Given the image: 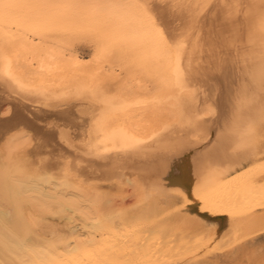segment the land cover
I'll return each mask as SVG.
<instances>
[{
    "label": "bare ground",
    "instance_id": "6f19581e",
    "mask_svg": "<svg viewBox=\"0 0 264 264\" xmlns=\"http://www.w3.org/2000/svg\"><path fill=\"white\" fill-rule=\"evenodd\" d=\"M89 3L0 18V264H208L262 232L264 0Z\"/></svg>",
    "mask_w": 264,
    "mask_h": 264
},
{
    "label": "rangeland",
    "instance_id": "374dc122",
    "mask_svg": "<svg viewBox=\"0 0 264 264\" xmlns=\"http://www.w3.org/2000/svg\"><path fill=\"white\" fill-rule=\"evenodd\" d=\"M22 1L23 2H27V1L30 2L32 0H30V1L29 0H21V2ZM63 1L69 2L68 6L72 5V7H69L70 8L69 10H64V11L69 13V11L72 8V10L70 12H73V14H74V12L79 13V14L83 13L84 11H86V9L88 11V7L93 6L92 5L93 3H89L90 0H63ZM19 2H20L19 0H3V3H0L2 5H6L8 7H9V5L11 6L13 4H14L13 7H15V8L18 7V8H16L18 10L12 11L9 14L3 15L0 13L1 14L0 18H2L3 20H7V17H8V19H9V21L7 20L8 23L11 21L9 24L10 25L9 28H5L6 31H12V28L14 26H16L17 23H19L21 21L19 19H21L23 16H26V14L23 13V10L20 9L21 2L20 3ZM33 2H34V0H33ZM100 5H104V3H101ZM37 7H38V4H37ZM37 7L34 6L33 8L36 9ZM57 7L64 9L61 6V4H60V6H57ZM57 7H56V9H58ZM39 8H43V7H41L39 5ZM52 8H53V10L56 11V9L54 7H51L50 9H52ZM66 8H67V6L65 7V9ZM44 9L48 10L49 7L48 8L45 7ZM58 11L62 12L60 9ZM58 11H56V12H58ZM14 30H15V28L13 29V31ZM257 128H258V132H259V148L258 149L262 153L261 157H264V112L262 113L261 120H259V122L257 123ZM112 182H107V184L101 183L104 186L100 187V190H102L103 192L112 194L114 196H118L119 194L122 193L121 195H119V197H121L123 195L125 196V194H127L128 192L131 194L133 191L132 186L129 185V183H127V182H126L127 183V185H126L124 180L122 181L123 183L121 182V180H115ZM86 188H88V186ZM129 195H126V196H129ZM181 203H183V200H181V199L178 200L176 203L177 205L175 207L181 205ZM262 211L264 212V209H261L258 212H262ZM48 220L53 221V222H59V220H57V219L49 218ZM61 222L62 221L60 220L59 223H61ZM220 233H222V231H220ZM230 240L232 241V243H230ZM214 244H215V246L218 247V248H216V250H214L212 252H208V253H203V252L199 251L195 255L196 258L195 257L194 258L198 259L199 261L208 260V261H210L208 264H264V230L262 232L256 234L253 237H246L242 241H234L233 239H230L229 237L221 236L218 239H216Z\"/></svg>",
    "mask_w": 264,
    "mask_h": 264
},
{
    "label": "snow or ice",
    "instance_id": "6c2138e0",
    "mask_svg": "<svg viewBox=\"0 0 264 264\" xmlns=\"http://www.w3.org/2000/svg\"><path fill=\"white\" fill-rule=\"evenodd\" d=\"M34 2L42 7H55L63 3V0H34ZM3 3V0H0Z\"/></svg>",
    "mask_w": 264,
    "mask_h": 264
}]
</instances>
